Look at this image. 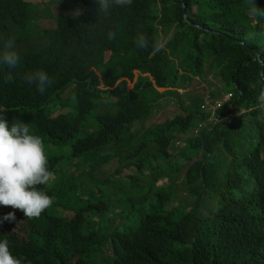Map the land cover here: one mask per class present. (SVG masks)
<instances>
[{
	"label": "trees",
	"instance_id": "trees-1",
	"mask_svg": "<svg viewBox=\"0 0 264 264\" xmlns=\"http://www.w3.org/2000/svg\"><path fill=\"white\" fill-rule=\"evenodd\" d=\"M60 1L66 12L55 30H23L15 45L28 44L46 68L74 64L79 75L40 95L25 82L26 68L0 67V109L10 124L23 121L42 138L54 179L40 187L54 203L39 218L25 217L17 231L0 228V240L7 239L18 258L24 249L30 264H94L78 242L70 240L66 250L57 242L72 226H94L84 219L85 198L100 202L105 222L114 213L111 196L138 218L129 223L128 216L121 237L103 235L101 223L90 236L94 253L112 249L105 253L109 264H264V110L257 106L264 79L255 53L264 64V18L254 19L245 0H133L99 16L95 0ZM254 3L264 9V0ZM6 30L0 24V37ZM140 33L160 50L138 48ZM87 34L97 50L79 57L71 45ZM9 71L13 81L6 83ZM135 73V87L127 88ZM208 78L233 89V106L217 109V122L203 97L180 92ZM12 93L22 94L21 109L3 104ZM163 95L175 97L181 113L148 125ZM41 108L71 113L59 118L55 131ZM78 110L67 139L61 133ZM240 110L244 115L235 116ZM200 123H206L201 134L190 135ZM66 145L71 151L63 155ZM109 163L116 171H102Z\"/></svg>",
	"mask_w": 264,
	"mask_h": 264
},
{
	"label": "clouds",
	"instance_id": "clouds-1",
	"mask_svg": "<svg viewBox=\"0 0 264 264\" xmlns=\"http://www.w3.org/2000/svg\"><path fill=\"white\" fill-rule=\"evenodd\" d=\"M62 2L60 0H48L45 6L41 7L31 0H0V24L7 28L6 32L3 33L6 38L0 37V67L4 69L7 67L9 70L26 68L29 72L24 76L25 82L40 95H43L51 85L59 83L65 78L76 77L81 72V69L67 62L52 68H46L31 57L28 52V44L16 46L15 40L19 38L23 30L29 32L34 30L38 32L55 30L57 28L56 18L66 12L62 8ZM95 2L99 6L97 16L101 13L107 15L113 6L130 7L133 4V0H95ZM245 2L250 6L249 11L254 19L264 18V9L259 8L254 3V0H245ZM54 5H58V8L54 9ZM80 14V11L77 10L74 16ZM46 15H49V17H46ZM48 20H53L55 27L52 29L40 28L41 22ZM92 37V34H87L80 38L77 43L71 45L73 52L79 57H82L84 53L90 55L96 52L97 41L94 39V44H92ZM107 37L109 40H115L116 33L109 31ZM135 43L140 49L147 50L151 46L154 52L160 50L159 45L154 43L150 45L148 37L143 33L138 34ZM80 44L85 45L84 49L80 47ZM27 61L30 64H27ZM25 63L27 66H24ZM31 66L36 68V70L31 71ZM12 81L13 75L9 71L5 77V82L11 83ZM134 87L132 86L131 88ZM63 96H68V93H64ZM21 97V93H12L3 101V104L9 106V109L12 110L21 109ZM105 98L106 95L102 94L101 99ZM72 100L73 103L76 102L75 97H72ZM257 101L258 108L264 110V85L260 88ZM41 110L49 117L55 131L60 126L59 118L71 113L69 109H60L54 113H50L43 108ZM5 111L6 109H0V228H13L17 231L20 223L26 221L25 217L29 219L39 218L45 210L53 205V197L49 196L40 186L50 185L54 175L48 167V158L42 138L33 134L29 125L23 121L13 120L12 124H10L3 116ZM79 113L80 111L78 110L63 128L61 135H64L67 139H69L71 128L78 122ZM238 115H244V113L240 110L235 114V116ZM190 135L194 136L193 131ZM70 151L69 145L62 149L63 155ZM107 165L102 166V171H106V173L108 170L103 167ZM86 171L88 170L84 169L76 177H80ZM114 171L116 170L114 169L111 172ZM86 200L88 198L84 199V219L90 220L94 226L83 230L78 226H72L66 232L68 237L57 243L62 250H66L71 248L69 246L72 245L70 240L78 242L83 247L84 256L93 260L94 264H99V262L101 264H109L105 253L112 249L103 248L102 252L99 249L94 253L97 246L90 236L98 232L97 225L101 223V233L103 235L110 236L117 231L121 237L127 228V224L135 223L136 221L130 220L128 223V214L115 203L111 196H108V204L114 213L106 215V221L103 222L100 218L102 213L100 202L95 198H92L90 202L88 200V203ZM111 223H116V226L109 233L107 229L110 228ZM24 263L30 264V261H25L24 249L23 254L18 258L10 250L8 240H0V264Z\"/></svg>",
	"mask_w": 264,
	"mask_h": 264
},
{
	"label": "rangeland",
	"instance_id": "rangeland-1",
	"mask_svg": "<svg viewBox=\"0 0 264 264\" xmlns=\"http://www.w3.org/2000/svg\"><path fill=\"white\" fill-rule=\"evenodd\" d=\"M32 2L40 5L41 7H44L46 2H48V0H31ZM54 9L58 8V5H54L53 6ZM55 27V22L53 20H48V21H43L40 24V28L42 29H52ZM162 47H164L165 43L167 42V40H163L162 41ZM139 73H135L136 79H134V82L132 83H127V88H131L132 86L136 85V81L139 78ZM160 92H164L166 89H158ZM233 89L232 88H220V86L217 85L215 79L213 78H208L206 82L201 81L200 79H194L191 82H189L185 88L181 89V93H189L191 92L192 94H196L198 96H201L204 98L205 101H207V104L211 105L213 103L214 105V101L216 100H225L226 95H228L230 92H232ZM213 94L218 95L217 98H211V96ZM178 101L177 99L174 97H170V96H162L159 105L157 106V108L154 110L152 119L148 122V125H151L152 123H163L165 122V120L167 119H171L172 117H174V115L176 114H180L181 110L178 107ZM213 107V106H212ZM240 116V115H238ZM216 116H211V120L215 119ZM105 170H109L112 171L115 168V164H109L107 166L103 167ZM129 172V171H128ZM146 174H149V172H147ZM183 174V172H182ZM162 184H167V180H162ZM184 187L183 186H179V191L181 193H183ZM185 194V193H184ZM183 194V198L185 200H188L187 195ZM137 210V209H134ZM131 212L128 214V216H130L131 221H136V219L138 218V216H136V214L134 215H130ZM116 223H111L110 228L107 229V232H111L113 228H115Z\"/></svg>",
	"mask_w": 264,
	"mask_h": 264
},
{
	"label": "built area",
	"instance_id": "built-area-1",
	"mask_svg": "<svg viewBox=\"0 0 264 264\" xmlns=\"http://www.w3.org/2000/svg\"><path fill=\"white\" fill-rule=\"evenodd\" d=\"M233 99H232V95H228V96H225V100H216L214 101V105H209L207 104V101H206V105L209 106V110H212V116L215 117V112L217 109H220L222 106L224 105H227L228 108H232L233 106V103H232ZM213 106V107H212ZM214 122H217L218 121V117L216 115V118L215 119H212ZM206 126V123H200L194 130H193V135L194 136H198L201 131L203 130V128Z\"/></svg>",
	"mask_w": 264,
	"mask_h": 264
},
{
	"label": "water",
	"instance_id": "water-1",
	"mask_svg": "<svg viewBox=\"0 0 264 264\" xmlns=\"http://www.w3.org/2000/svg\"><path fill=\"white\" fill-rule=\"evenodd\" d=\"M185 8H186V6L184 5V9H185ZM185 18H186V21H187L188 23H190L189 20H188V18H187V15H185ZM193 26H194V25H193ZM196 27H197L198 29L202 30V31H205V32L209 33V34H215V35H218V33L213 32V31H210V30H206V29L203 28V27H200V26H196ZM236 42H237V43H240V44L243 45V46H245V44H243L242 42H239V41H237V40H236ZM255 53H256V55H257V57H258V61L260 62L261 66H262L261 77H262V79H264V64L262 63L259 54H258L257 52H255Z\"/></svg>",
	"mask_w": 264,
	"mask_h": 264
}]
</instances>
